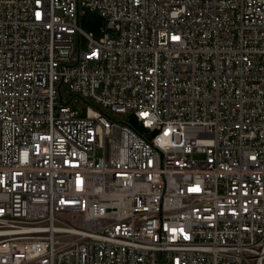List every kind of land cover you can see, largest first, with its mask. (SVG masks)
Instances as JSON below:
<instances>
[{"label":"built area","instance_id":"built-area-1","mask_svg":"<svg viewBox=\"0 0 264 264\" xmlns=\"http://www.w3.org/2000/svg\"><path fill=\"white\" fill-rule=\"evenodd\" d=\"M0 264H264V0H0Z\"/></svg>","mask_w":264,"mask_h":264},{"label":"rangeland","instance_id":"rangeland-1","mask_svg":"<svg viewBox=\"0 0 264 264\" xmlns=\"http://www.w3.org/2000/svg\"><path fill=\"white\" fill-rule=\"evenodd\" d=\"M80 29L82 30L80 45L83 50H87L90 40L86 35H89L94 40L99 41L104 36V33L107 30V21L99 11L88 6H82L80 8ZM64 98H69V95L66 93V87H64ZM71 106L85 115L87 107V104L85 102H72ZM115 117L116 119L124 121L125 123L131 125L133 128L141 132H146V130L142 128L141 123L138 121L137 117L132 113L126 115L116 114Z\"/></svg>","mask_w":264,"mask_h":264}]
</instances>
